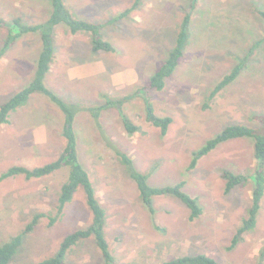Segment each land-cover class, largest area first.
Returning <instances> with one entry per match:
<instances>
[{
    "label": "rangeland",
    "instance_id": "rangeland-1",
    "mask_svg": "<svg viewBox=\"0 0 264 264\" xmlns=\"http://www.w3.org/2000/svg\"><path fill=\"white\" fill-rule=\"evenodd\" d=\"M79 1L72 6L73 14L102 25L101 34L115 49L95 51L91 31L73 33L58 25L54 70L47 74L46 84L64 101L83 108L75 122L80 158L106 212L113 264H161L198 253L209 254L220 264H259L264 251V200L257 226L231 248L256 184L253 138L222 142L195 168L189 165L194 153L228 125L264 128V0ZM137 1L134 11L114 20ZM48 2L0 0V21L22 17L27 24L41 23L48 18ZM187 13L192 15L189 38L176 70L163 90L143 92L144 84L170 58ZM9 34L10 26L0 24V49ZM41 48L40 34L28 33L14 40L0 58V107L30 84ZM243 63L236 80L210 99L217 83ZM71 68L80 70L70 74ZM124 70L130 71L123 81ZM127 95L134 97L122 110L140 127L133 134L126 130L119 108L102 109L97 118L88 110L110 97ZM146 96L156 115L173 118L167 135L147 120ZM62 126L57 104L44 94H33L12 112L9 123L0 126V175L13 165L35 168L57 159L65 146ZM119 150L131 156L137 170L148 174L152 186L184 182V190L199 199L203 213L191 220L189 207L173 195L154 196L152 213ZM228 169L249 176L230 192L224 177ZM67 177L65 167L40 178L19 174L1 181L0 244L22 232L35 212H55ZM93 218L80 187L56 223L50 225V217H43L24 235L9 264H39L56 255L67 235L87 228ZM66 263L105 260L91 237L72 247Z\"/></svg>",
    "mask_w": 264,
    "mask_h": 264
},
{
    "label": "trees",
    "instance_id": "trees-1",
    "mask_svg": "<svg viewBox=\"0 0 264 264\" xmlns=\"http://www.w3.org/2000/svg\"><path fill=\"white\" fill-rule=\"evenodd\" d=\"M52 4V10L48 18L37 24H27L22 17H15L10 21H0V24H7L10 26V34L7 37L3 47L0 49V58L11 48L13 41L28 33H39L42 43L40 55L37 59V66L34 77L30 84L22 88L11 99L4 102L0 107V126L11 121L12 112L19 107L24 106L33 94L41 93L48 96L54 103L57 104L63 113V130L62 135L65 138V146L62 153L57 159L50 161L42 166L29 168L24 165H13L8 170L0 175V182L11 176L23 174L26 178H40L48 176L55 171L68 168L67 180L61 187L59 192L55 212L37 211L34 213L32 219L27 223L26 227L19 234L15 235L9 241L0 244V264H9L15 254L18 252L23 243L24 235L32 232L43 217H50V225L58 221L63 214L66 205L73 199L75 193L82 187L86 194L87 204L93 212L94 218L92 223L83 229H78L73 233L67 235L56 255L42 260L39 264H67L66 259L69 251L73 246L77 245L80 240L93 237L98 248L104 257V264H113L114 258L110 253V245L106 233V212L97 196L95 185L92 181L89 171L85 168L80 158L79 139L75 128L76 118L79 112L83 109L79 104L68 103L60 96L54 93L46 84V76L51 69L52 62L55 56V28L59 24H65L73 33L79 31H91L94 35L93 47L95 51L112 50L114 45L104 39L101 34V26L98 23L87 21L75 16L70 11L65 0H49ZM138 1L134 7L128 8L114 20H120L137 8ZM134 11V10H133ZM264 18V11H261ZM192 19L191 13H187L183 19L181 29L178 34L177 45L171 52L170 58L162 64L160 69L151 77V79L144 84L141 90L145 93L153 89L163 90L166 87L167 79L170 77L179 64V59L183 55L184 49L188 43L189 25ZM243 64H239L230 73L227 74L220 82L217 83L211 92L210 99L217 96L219 92L229 86L241 74ZM132 95H127L120 98H113L107 100L105 104L100 106L89 107L88 110L93 113L94 117L99 116V111L105 108L117 107L122 116L123 124L126 130L133 134L140 130V127L135 124L128 115L122 110V106L128 102ZM148 108L147 120L161 129V133L165 136L170 125L173 123V118L170 116L160 117L155 114L149 103V98L146 96ZM240 137H251L254 140L255 157L258 160V169L255 173L256 184L253 191V198L251 206L248 209L247 216L243 219V223L235 234L231 248L243 239L244 235L253 230L257 224L259 215L262 209L264 200V128H257L245 123L231 124L224 128L215 137L208 140V142L194 153L193 160L189 165L190 169L197 166L199 160L210 153L217 146L225 141ZM118 155L123 163L130 169L131 177L136 180L140 190L143 202L149 207L152 213L155 212L154 196L173 195L184 202L191 210L190 219L194 220L203 213V207L197 197L192 196L184 190L185 183L180 182L176 185L152 186L149 183L148 174L139 171L134 165V160L131 156L121 150ZM224 177L227 179L226 190L230 192L235 186L243 183L249 178L245 174H236L232 170H226ZM161 264H220V262L213 256L206 253H198L194 255H184L175 257L173 259L162 262ZM259 264H264V251L262 250L261 260Z\"/></svg>",
    "mask_w": 264,
    "mask_h": 264
},
{
    "label": "crops",
    "instance_id": "crops-1",
    "mask_svg": "<svg viewBox=\"0 0 264 264\" xmlns=\"http://www.w3.org/2000/svg\"><path fill=\"white\" fill-rule=\"evenodd\" d=\"M82 1H83V0H82ZM65 2H66V4L68 5V8L70 9V11L73 9V7H72L73 5L76 6V5L81 4V1H79V0H78V1H77V0H74V1H73L74 4H72V5H69V1H68V0H65ZM83 2H84V1H83ZM48 5H49V6H48V16H49L50 13H51V10H52V4H51L50 2H48ZM71 12H72V11H71ZM73 13H74V12H73ZM90 19L93 20L92 18H90ZM137 19H138V18H137ZM59 25H61V24H59ZM63 26H64L66 29H68V27H67L65 24H64ZM56 27H57V26H56ZM64 30H65V29H64ZM69 30H70V29H69ZM69 30H68V31H69ZM69 32H70V31H69ZM54 62H55V58H54V60H53V62H52L51 69H50L49 73H51V72L54 70V69H53V68H54V66H53V65H54ZM77 70H80V69H72V68H71L70 74H73V73L76 72ZM132 70H134V69H132ZM127 71H128V70H124V71L122 72V75H120L123 81H124V78H123V77H124V76L126 77L127 74H128ZM129 71H130V70H129ZM129 71H128V72H129ZM126 73H127V74H126ZM120 74H121V73H120ZM138 79H139V77H138ZM123 81H121L120 83H124ZM76 119H77V118H76ZM161 134H162V133H161ZM167 134H168V133H167ZM167 134H166V135H167Z\"/></svg>",
    "mask_w": 264,
    "mask_h": 264
}]
</instances>
